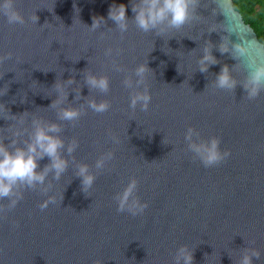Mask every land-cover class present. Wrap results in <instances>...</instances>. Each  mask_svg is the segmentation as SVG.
Wrapping results in <instances>:
<instances>
[{"label":"water","instance_id":"1","mask_svg":"<svg viewBox=\"0 0 264 264\" xmlns=\"http://www.w3.org/2000/svg\"><path fill=\"white\" fill-rule=\"evenodd\" d=\"M113 2L126 4L128 17H134L130 0H16L26 17L36 13L37 24L29 20L10 25L0 17V54H13L0 62V103L12 114L29 111L58 120L56 109L49 107L56 94L52 86L70 76L83 84L84 71L107 74L111 85L101 93L90 92L84 84L78 101L69 92L73 106L89 95L107 99L111 106L104 113L89 108L75 123L59 121L65 141H79L75 160L70 158L48 193L23 189L17 206L5 208L0 216V264H175L176 249L183 244L194 249L193 264H238L246 247L261 252L253 264H264V91L249 100L241 85L232 92L213 87L221 67L237 63L230 53L218 50L228 33L206 31L209 23H223L225 17L212 15L211 0H198L197 11L205 16L201 25L189 24L162 37L130 24L121 37L118 30L108 29L115 27L107 18ZM94 16L105 17L101 30L109 32L107 37L85 25ZM244 22L254 30L249 35L259 39ZM230 38L238 36L232 33ZM209 39L219 63L206 73L195 71ZM109 46L122 50L115 59L124 71H115L104 55ZM146 61L155 75L149 72L152 100L147 111L137 107L133 112L131 90L122 81ZM6 117L5 108L0 111V136L10 143L12 121ZM188 126L202 138L220 137V147L231 150L230 157L205 167L187 150ZM110 132L120 137L118 144ZM27 138L24 133L18 141L23 144ZM110 149L113 159L97 170L96 159ZM77 161L96 172L89 195L75 176ZM49 162L45 156L38 170ZM133 176L138 180L136 195L148 202L136 216L118 212L114 199ZM52 194L57 201L41 210L39 204ZM7 203L5 198L0 207Z\"/></svg>","mask_w":264,"mask_h":264},{"label":"clouds","instance_id":"2","mask_svg":"<svg viewBox=\"0 0 264 264\" xmlns=\"http://www.w3.org/2000/svg\"><path fill=\"white\" fill-rule=\"evenodd\" d=\"M133 18L127 15V5L113 2L108 10L107 18L114 22L115 27L121 37L129 30L130 24H134L137 29L144 33H155V35L165 37L170 32L179 31L189 24L201 25L205 16L198 13V0H130ZM215 6L212 15L223 14L225 22L209 23L206 31L223 30L228 35H223L218 45L221 54L230 53L237 60V63L230 67L224 64L215 75L213 87L228 92L235 90L237 85H241L249 100L255 99L264 91V40L258 39L255 35H249L254 30L244 22V17L235 3V0H211ZM0 17L6 19L10 25H24L29 20L36 23L38 16L26 17L16 7V0H0ZM106 24L104 16H94L91 25H87L90 31L99 30L101 38L109 35V32L101 30ZM215 24V26H214ZM205 31V30H204ZM204 31L201 33L203 35ZM238 36L237 40L230 38L231 34ZM216 45L209 39L203 44L201 54L196 61L195 71L198 69L206 73L209 67L219 63L218 58L213 54ZM122 50L109 46L104 49V55L111 58L112 68L117 71H124V66L119 64L115 57ZM12 53L0 54V62L5 58H11ZM149 72H154L148 66V62H140L134 70L130 71L123 78L125 88L131 90L130 109L134 112L137 107L147 111L149 109L152 95L149 84ZM243 73L242 78L234 73ZM155 76V75H154ZM86 84L90 90L107 93L110 90V78L107 74H97L91 70L84 71L83 84L70 76L68 79L56 80L55 98L49 107L55 108L58 120H47L43 116L34 112L24 111L21 114H12L10 109L0 103V111L7 109V120H11L9 125L12 139L10 143H5L3 136H0V202L7 198L5 207H0V216L4 214L5 208L14 209L23 198V189L39 188L42 192L48 193L53 186V181H59L67 170L70 158L75 160L73 153L76 151L79 141L72 137L65 141L61 135L63 125L59 121H71L75 123L83 112L91 109L96 113H104L110 108V101L107 99H97L95 96L83 97V102L79 106H73L68 101L69 92L75 93V100H81V89ZM75 85V87H71ZM3 93L2 95H4ZM26 98V96H25ZM69 102L67 105L65 102ZM21 102H24L22 98ZM30 118V125L27 123ZM27 133V139L20 144L18 138ZM114 143L120 142V137L111 133ZM187 150L193 153L194 158H198L205 167L218 165L231 155V150L221 149V139L218 136H211L207 139L201 137V133L193 126H188L184 134ZM45 156L49 158V163L42 169L39 168V161ZM114 151L103 152L95 161V168L103 170L107 163L113 159ZM51 176V179L49 178ZM75 176L81 179V190L89 195L96 180V172L90 170V165L86 162H75ZM138 180L131 177L122 191L115 194L117 201V211H127L133 216L142 214L148 207L147 201H142L137 192ZM57 201V195H47L39 204L41 210L48 207L50 203ZM194 249L187 244H183L176 249L175 264H193ZM261 252L255 248L246 247L243 249L238 264H253V257L259 259Z\"/></svg>","mask_w":264,"mask_h":264},{"label":"trees","instance_id":"3","mask_svg":"<svg viewBox=\"0 0 264 264\" xmlns=\"http://www.w3.org/2000/svg\"><path fill=\"white\" fill-rule=\"evenodd\" d=\"M246 22L256 30L259 39L264 40V0H235Z\"/></svg>","mask_w":264,"mask_h":264}]
</instances>
